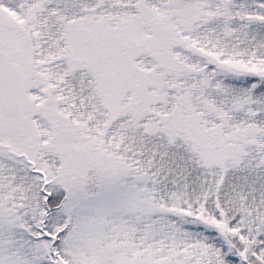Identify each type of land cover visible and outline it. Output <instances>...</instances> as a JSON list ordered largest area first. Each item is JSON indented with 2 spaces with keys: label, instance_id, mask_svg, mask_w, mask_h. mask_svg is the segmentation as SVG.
Instances as JSON below:
<instances>
[{
  "label": "snow or ice",
  "instance_id": "1",
  "mask_svg": "<svg viewBox=\"0 0 264 264\" xmlns=\"http://www.w3.org/2000/svg\"><path fill=\"white\" fill-rule=\"evenodd\" d=\"M0 264H264V0H0Z\"/></svg>",
  "mask_w": 264,
  "mask_h": 264
}]
</instances>
